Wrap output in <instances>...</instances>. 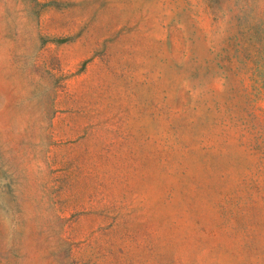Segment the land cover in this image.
Here are the masks:
<instances>
[{"label":"rangeland","instance_id":"rangeland-1","mask_svg":"<svg viewBox=\"0 0 264 264\" xmlns=\"http://www.w3.org/2000/svg\"><path fill=\"white\" fill-rule=\"evenodd\" d=\"M0 264H264V0H0Z\"/></svg>","mask_w":264,"mask_h":264}]
</instances>
